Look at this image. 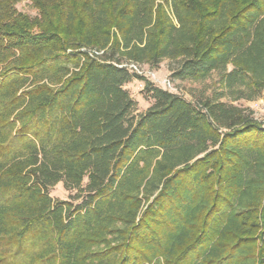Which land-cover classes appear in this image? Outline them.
Returning a JSON list of instances; mask_svg holds the SVG:
<instances>
[{"label": "trees", "instance_id": "16d2710c", "mask_svg": "<svg viewBox=\"0 0 264 264\" xmlns=\"http://www.w3.org/2000/svg\"><path fill=\"white\" fill-rule=\"evenodd\" d=\"M21 1L0 0V264H264V123L220 100L264 90V0ZM164 59L222 91L124 66Z\"/></svg>", "mask_w": 264, "mask_h": 264}, {"label": "rangeland", "instance_id": "374dc122", "mask_svg": "<svg viewBox=\"0 0 264 264\" xmlns=\"http://www.w3.org/2000/svg\"><path fill=\"white\" fill-rule=\"evenodd\" d=\"M16 7L30 15L35 14V10L29 7V0H22ZM172 63L168 59L161 61L155 69H150L146 64L141 66V74L152 81L155 85L168 89L186 100L195 103L197 100L212 98L222 91L219 84V73L213 71L208 77L200 80L178 79L171 76L168 67ZM231 69V66H228ZM143 84L137 80L127 84L125 88L130 93L131 97L137 101V112H143L149 105V101L144 100L141 95ZM244 95H253L251 99L239 96V92ZM244 91V92H243ZM224 95L220 98L222 101L230 102L234 105L247 107L253 110L254 117L264 123V90L256 94L252 90L237 86L229 91H224ZM240 97V98H239ZM86 183V179L83 184ZM49 194L54 199L69 200L72 203H77L79 200L74 199L77 192L75 190L64 189L61 182L57 183L49 190Z\"/></svg>", "mask_w": 264, "mask_h": 264}, {"label": "built area", "instance_id": "2783aa9c", "mask_svg": "<svg viewBox=\"0 0 264 264\" xmlns=\"http://www.w3.org/2000/svg\"><path fill=\"white\" fill-rule=\"evenodd\" d=\"M129 70L136 72L139 75L141 74V66L135 63H126L124 64Z\"/></svg>", "mask_w": 264, "mask_h": 264}]
</instances>
